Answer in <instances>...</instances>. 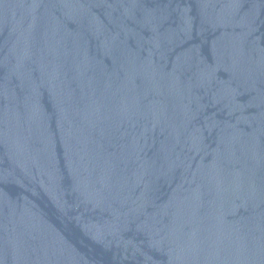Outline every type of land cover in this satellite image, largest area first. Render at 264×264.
<instances>
[{
	"label": "water",
	"instance_id": "water-1",
	"mask_svg": "<svg viewBox=\"0 0 264 264\" xmlns=\"http://www.w3.org/2000/svg\"><path fill=\"white\" fill-rule=\"evenodd\" d=\"M0 264H264V0H0Z\"/></svg>",
	"mask_w": 264,
	"mask_h": 264
}]
</instances>
